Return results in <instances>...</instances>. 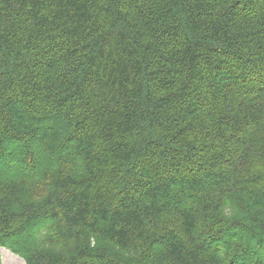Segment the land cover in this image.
I'll use <instances>...</instances> for the list:
<instances>
[{"label": "trees", "instance_id": "16d2710c", "mask_svg": "<svg viewBox=\"0 0 264 264\" xmlns=\"http://www.w3.org/2000/svg\"><path fill=\"white\" fill-rule=\"evenodd\" d=\"M0 247L264 264V0H0Z\"/></svg>", "mask_w": 264, "mask_h": 264}, {"label": "rangeland", "instance_id": "374dc122", "mask_svg": "<svg viewBox=\"0 0 264 264\" xmlns=\"http://www.w3.org/2000/svg\"><path fill=\"white\" fill-rule=\"evenodd\" d=\"M0 262L1 264H26L25 261L13 254L11 251L0 247Z\"/></svg>", "mask_w": 264, "mask_h": 264}]
</instances>
